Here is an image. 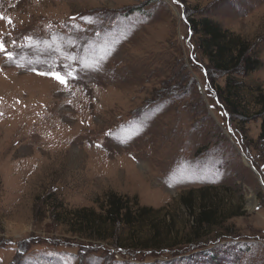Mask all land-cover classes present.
Listing matches in <instances>:
<instances>
[{"label":"rangeland","instance_id":"1","mask_svg":"<svg viewBox=\"0 0 264 264\" xmlns=\"http://www.w3.org/2000/svg\"><path fill=\"white\" fill-rule=\"evenodd\" d=\"M0 16V264H264V0H0ZM204 18L261 64L230 77L245 118L189 30ZM110 192L155 210L168 248L123 243L149 222L69 230L66 212L101 213ZM189 193L215 226L193 230Z\"/></svg>","mask_w":264,"mask_h":264},{"label":"trees","instance_id":"2","mask_svg":"<svg viewBox=\"0 0 264 264\" xmlns=\"http://www.w3.org/2000/svg\"><path fill=\"white\" fill-rule=\"evenodd\" d=\"M188 24L189 30L193 32L199 31L198 33L202 35L201 42H204L202 48L203 54L213 65V69L218 73L226 75L223 89L215 90L220 98H222L223 95V105L227 110L230 109V111H235L237 115L245 118L244 111H242V108L238 107L242 105L241 103H244V100L239 96L241 88L238 87L235 80L232 82L230 77L231 75H236L237 71H240V73L242 71V75L255 72L261 67L260 62L249 56L250 50L245 42H242L235 35L223 31L219 25L207 18L200 19L197 22L188 20ZM230 90H232L233 93ZM253 103L259 109L258 112H256V115L261 118L258 141L264 148V90L259 89L256 91L253 97ZM204 202L205 200L199 199L198 205L195 206L192 193L180 198V204L193 214L192 228L194 231L210 229L212 226L216 225L217 218L219 217L216 206L210 208L208 205H205ZM99 209L101 213H97L91 208H82L66 212L64 214V223L68 224L70 231L74 233H78L79 231L80 235H85L89 239L93 238L99 241L106 240L103 236L104 231L100 228L102 224L114 228L118 225H122L123 228H129L132 225L149 222V227L153 232L152 239L147 242H136L133 241L131 235H129L130 237L126 238L123 243L128 244L129 247L133 245L138 249L162 250L168 248L166 245L170 243H164V239L160 240L161 231L159 225H156V221H153L154 217L152 213H154L155 210L152 208L140 206L136 203L135 199L122 197L110 192L105 196L104 206L102 208L99 207ZM132 232L133 231L130 233ZM198 238L199 237H197V239ZM191 241L192 240L189 242ZM211 258L217 261L214 254H211Z\"/></svg>","mask_w":264,"mask_h":264},{"label":"snow or ice","instance_id":"3","mask_svg":"<svg viewBox=\"0 0 264 264\" xmlns=\"http://www.w3.org/2000/svg\"><path fill=\"white\" fill-rule=\"evenodd\" d=\"M0 19H3V16H0ZM75 19V18H73ZM9 24H11V19L9 18L7 21ZM3 33H0V52L5 53L6 57L11 60L13 59L14 53L9 52L6 50V45L2 39ZM26 40L29 41V44L27 45L28 47H32V38L31 37H26ZM13 44H15L16 42L13 41ZM67 67V66H66ZM39 75H47V76H51L54 79H56L59 83L64 84L65 86L67 85V78L65 76H63L60 72L58 71H49V72H42V73H38ZM68 75H71V72L68 73Z\"/></svg>","mask_w":264,"mask_h":264},{"label":"water","instance_id":"4","mask_svg":"<svg viewBox=\"0 0 264 264\" xmlns=\"http://www.w3.org/2000/svg\"><path fill=\"white\" fill-rule=\"evenodd\" d=\"M246 162V161H245ZM247 166H249L250 164L248 162H246Z\"/></svg>","mask_w":264,"mask_h":264}]
</instances>
